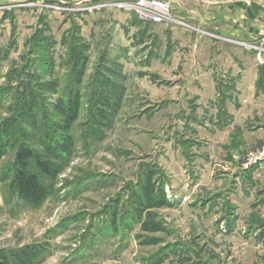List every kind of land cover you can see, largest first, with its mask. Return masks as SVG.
<instances>
[{"label": "rangeland", "instance_id": "374dc122", "mask_svg": "<svg viewBox=\"0 0 264 264\" xmlns=\"http://www.w3.org/2000/svg\"><path fill=\"white\" fill-rule=\"evenodd\" d=\"M131 1L0 0V261L264 264V227L244 233L221 199L220 134L194 170L193 107L157 74ZM21 145L59 164L39 206L12 189Z\"/></svg>", "mask_w": 264, "mask_h": 264}, {"label": "crops", "instance_id": "0c3cea01", "mask_svg": "<svg viewBox=\"0 0 264 264\" xmlns=\"http://www.w3.org/2000/svg\"><path fill=\"white\" fill-rule=\"evenodd\" d=\"M170 2L171 20L151 24L136 18V30L155 38L150 57H156L157 74H171L179 103L193 107L186 127L198 137L191 143L194 170L205 168L198 166L201 148H207L204 153L212 150V137L220 134L223 190L227 185L221 199L231 200L244 233L260 236L264 226L243 219L252 209L264 212V163L245 169L239 160L247 149L264 142V64L244 44L264 35V0Z\"/></svg>", "mask_w": 264, "mask_h": 264}, {"label": "trees", "instance_id": "16d2710c", "mask_svg": "<svg viewBox=\"0 0 264 264\" xmlns=\"http://www.w3.org/2000/svg\"><path fill=\"white\" fill-rule=\"evenodd\" d=\"M53 155L56 157V153ZM13 168L11 185L14 193L22 203L34 207L39 206L50 194L48 180L60 171L58 163L35 156L26 145L18 147ZM0 264L7 263L0 261Z\"/></svg>", "mask_w": 264, "mask_h": 264}, {"label": "built area", "instance_id": "2783aa9c", "mask_svg": "<svg viewBox=\"0 0 264 264\" xmlns=\"http://www.w3.org/2000/svg\"><path fill=\"white\" fill-rule=\"evenodd\" d=\"M132 10L135 17L143 23L161 24L171 20L170 0H132L123 4ZM249 49L254 50L257 59L264 63V35L255 43H244ZM264 162V147L247 156L243 167L249 168Z\"/></svg>", "mask_w": 264, "mask_h": 264}]
</instances>
